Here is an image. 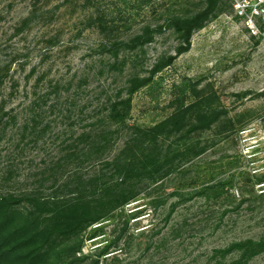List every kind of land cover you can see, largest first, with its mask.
<instances>
[{
	"label": "rangeland",
	"instance_id": "rangeland-1",
	"mask_svg": "<svg viewBox=\"0 0 264 264\" xmlns=\"http://www.w3.org/2000/svg\"><path fill=\"white\" fill-rule=\"evenodd\" d=\"M205 6L0 0V197L26 216L38 199L96 200L103 185L135 194L70 237V264H264V252H225L264 237V37L220 0L179 53L169 19ZM145 30L151 41L116 50ZM182 104L185 121L159 140L164 169L124 181L114 159ZM204 112L217 123L190 131Z\"/></svg>",
	"mask_w": 264,
	"mask_h": 264
},
{
	"label": "trees",
	"instance_id": "trees-1",
	"mask_svg": "<svg viewBox=\"0 0 264 264\" xmlns=\"http://www.w3.org/2000/svg\"><path fill=\"white\" fill-rule=\"evenodd\" d=\"M220 0H206L203 10L189 17H173L169 25L178 33L184 46L179 53L189 49L191 37L197 29L201 28L206 20L216 12ZM152 40V32L145 30L127 42L114 45L136 48ZM114 47V48H115ZM172 59L162 65H156L152 73L169 65ZM144 85L142 80L134 84L132 91ZM146 85V84H145ZM184 104L177 107L162 122L142 132L143 138L134 140L139 142L140 148L129 152L124 151V158L114 159L117 170L128 176L137 175L154 177L167 164L168 151L159 146L161 134L169 127H178L183 124L187 115ZM215 113H201L197 121L191 122L190 131L209 129L217 123ZM98 188V186H97ZM101 196L96 200H82L79 197L64 202H49L36 200L38 213H29L24 216L15 208V199L10 196L0 197V264H70L76 253V248L69 247L71 236H76L87 226L100 221L108 214L111 207L128 203L135 194L129 191L132 186L128 183L121 187L101 186ZM99 189V188H98ZM207 189V188H205ZM45 209H50V215L42 216ZM21 217V218H20ZM20 218V220H19ZM239 251L242 262L264 252V237L259 240L245 239L233 242L225 252ZM241 262V263H242Z\"/></svg>",
	"mask_w": 264,
	"mask_h": 264
},
{
	"label": "built area",
	"instance_id": "built-area-1",
	"mask_svg": "<svg viewBox=\"0 0 264 264\" xmlns=\"http://www.w3.org/2000/svg\"><path fill=\"white\" fill-rule=\"evenodd\" d=\"M235 15L253 34L264 37V0H230ZM262 28V29H261Z\"/></svg>",
	"mask_w": 264,
	"mask_h": 264
}]
</instances>
